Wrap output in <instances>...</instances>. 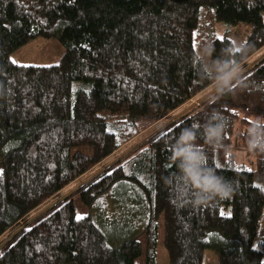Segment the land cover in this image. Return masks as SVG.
Wrapping results in <instances>:
<instances>
[{"label": "trees", "instance_id": "trees-1", "mask_svg": "<svg viewBox=\"0 0 264 264\" xmlns=\"http://www.w3.org/2000/svg\"><path fill=\"white\" fill-rule=\"evenodd\" d=\"M263 13L264 0H0V264H157L161 215L169 264H203L208 247L216 264H264V155L245 137L264 115V56L231 93L214 92L44 205L71 183L74 161L91 159L75 148H91L101 164L143 132L138 119L156 122L208 88L197 74L206 46L208 62L226 47L245 48L240 65L254 57ZM239 23L250 26L230 37L225 25ZM38 36L61 41L59 62L15 63L12 52ZM213 112L227 118L221 140L197 143L238 187L231 199L194 206L164 178L176 173L181 129ZM121 182L143 192L148 214L143 239L113 245L91 209ZM76 199L88 212L79 215Z\"/></svg>", "mask_w": 264, "mask_h": 264}, {"label": "rangeland", "instance_id": "rangeland-1", "mask_svg": "<svg viewBox=\"0 0 264 264\" xmlns=\"http://www.w3.org/2000/svg\"><path fill=\"white\" fill-rule=\"evenodd\" d=\"M225 26L228 28L227 34L234 38L237 30H245L250 25L246 23H239L238 25L230 26L226 24ZM224 29L225 27L220 26L219 35H223ZM64 50V45L57 37L38 36L13 51L11 59L15 63L21 64H55L61 59ZM261 56H264V46L257 52L256 55H254V57L241 64L242 72L247 70ZM214 92L213 84H211L208 88L171 112L170 115L156 122H153L154 119L151 118L138 119L137 123L143 132L116 150L105 160V162H102L101 164H93V161L91 160V148H75L73 150V154L77 153V151H81L91 159L87 161L85 159L81 160L78 158V162L74 161V171L71 183L56 197L44 205H51L56 200L66 196L81 185V183L97 173L103 165L110 164L125 155L156 131L165 127L169 121L179 117L193 106L198 105L204 98H207ZM76 203L79 215L88 212L87 208L80 203L79 199H76ZM91 212L97 224H99L102 228H105L109 242L113 245L120 244L132 235H139V238L141 239H143V235L145 236V234H143V228L146 224V215L148 214L147 202L143 192L133 183L121 182L117 184L111 191L96 200ZM158 223L157 264H169L168 252L164 245L163 215L159 217ZM114 240L117 242H114ZM216 257L217 254L215 249L210 247L206 248L203 264H216ZM144 261V257L137 259L138 264H145Z\"/></svg>", "mask_w": 264, "mask_h": 264}, {"label": "clouds", "instance_id": "clouds-1", "mask_svg": "<svg viewBox=\"0 0 264 264\" xmlns=\"http://www.w3.org/2000/svg\"><path fill=\"white\" fill-rule=\"evenodd\" d=\"M213 53L214 47L206 46L204 56L198 64L201 71L197 74L203 80H210L215 93L223 96L231 93L237 84L243 83L242 68L235 57L244 55L245 48L226 47L222 49L220 56L208 62L207 57ZM226 124V117L213 112L203 124L194 122L183 127L175 138L172 159L176 173L164 179L173 186L178 199L200 206L228 200L234 195L237 182L211 165L207 150L197 143L203 138L208 145L218 144ZM245 137L247 148L252 153L264 155V115H256L250 119Z\"/></svg>", "mask_w": 264, "mask_h": 264}, {"label": "bare ground", "instance_id": "bare-ground-1", "mask_svg": "<svg viewBox=\"0 0 264 264\" xmlns=\"http://www.w3.org/2000/svg\"><path fill=\"white\" fill-rule=\"evenodd\" d=\"M83 162V161H82Z\"/></svg>", "mask_w": 264, "mask_h": 264}, {"label": "crops", "instance_id": "crops-1", "mask_svg": "<svg viewBox=\"0 0 264 264\" xmlns=\"http://www.w3.org/2000/svg\"><path fill=\"white\" fill-rule=\"evenodd\" d=\"M85 154V153H84Z\"/></svg>", "mask_w": 264, "mask_h": 264}]
</instances>
